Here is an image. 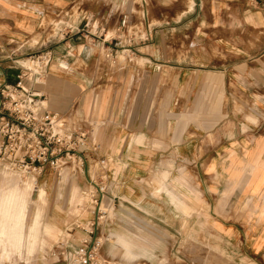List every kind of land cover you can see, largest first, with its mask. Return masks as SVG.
Returning a JSON list of instances; mask_svg holds the SVG:
<instances>
[{
  "label": "crops",
  "instance_id": "0c3cea01",
  "mask_svg": "<svg viewBox=\"0 0 264 264\" xmlns=\"http://www.w3.org/2000/svg\"><path fill=\"white\" fill-rule=\"evenodd\" d=\"M37 51L51 53L44 109L89 132L109 203L140 215L124 244L146 227L174 256L187 221L219 246L204 264H264V0H0V83ZM43 177L50 195L87 190L82 173L68 190Z\"/></svg>",
  "mask_w": 264,
  "mask_h": 264
},
{
  "label": "rangeland",
  "instance_id": "374dc122",
  "mask_svg": "<svg viewBox=\"0 0 264 264\" xmlns=\"http://www.w3.org/2000/svg\"><path fill=\"white\" fill-rule=\"evenodd\" d=\"M80 175L64 172L59 177V186L68 190L67 178ZM45 181L43 175L34 181L37 190L43 192L42 197L41 193L32 192L29 183L33 180L0 174V234L2 231L6 234L0 236V264H85L82 256L84 242L93 238L100 243L99 264H194L196 255L204 264L210 246L219 249L218 244H209L200 236V241H196L194 230L186 227L187 221L183 222L180 240L172 249L174 256L170 254L172 244L165 243L169 250L158 253L156 232L146 227L134 228L132 237L129 236L124 244L123 222L140 220L139 214L133 213L130 217L123 211L117 212L105 199L100 206L104 215L97 221L93 199L84 188L79 189L76 184L72 192L55 196L46 190ZM182 215L188 217L189 213L183 212ZM115 219L122 221L121 227L116 229L117 237L112 236L113 229L107 227ZM47 227L52 229L50 234L45 233ZM198 230L204 232V226ZM19 235L24 241L20 244L17 242ZM19 247L20 251L17 250Z\"/></svg>",
  "mask_w": 264,
  "mask_h": 264
},
{
  "label": "built area",
  "instance_id": "2783aa9c",
  "mask_svg": "<svg viewBox=\"0 0 264 264\" xmlns=\"http://www.w3.org/2000/svg\"><path fill=\"white\" fill-rule=\"evenodd\" d=\"M50 62L49 51L18 56L13 60L19 70L15 82L0 83V174L35 181L46 170L57 177L64 172L72 176L82 173L98 221L104 215L100 206L109 196L108 164L97 156L99 146L88 131L68 117L44 109L43 96L34 85L45 77ZM90 161L95 162L93 176L89 175ZM84 243L85 264H99L97 238Z\"/></svg>",
  "mask_w": 264,
  "mask_h": 264
},
{
  "label": "bare ground",
  "instance_id": "6f19581e",
  "mask_svg": "<svg viewBox=\"0 0 264 264\" xmlns=\"http://www.w3.org/2000/svg\"><path fill=\"white\" fill-rule=\"evenodd\" d=\"M29 184H30L29 186H31V188H32V192L37 191V186L35 185L34 181L32 183H29ZM108 212H109V210H108Z\"/></svg>",
  "mask_w": 264,
  "mask_h": 264
}]
</instances>
